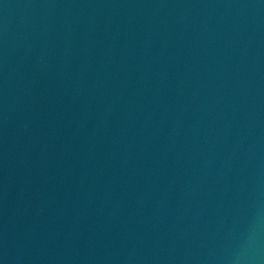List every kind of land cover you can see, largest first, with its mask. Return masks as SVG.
Listing matches in <instances>:
<instances>
[{"label":"water","instance_id":"water-1","mask_svg":"<svg viewBox=\"0 0 264 264\" xmlns=\"http://www.w3.org/2000/svg\"><path fill=\"white\" fill-rule=\"evenodd\" d=\"M99 264H264V0H121Z\"/></svg>","mask_w":264,"mask_h":264}]
</instances>
